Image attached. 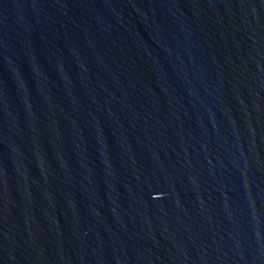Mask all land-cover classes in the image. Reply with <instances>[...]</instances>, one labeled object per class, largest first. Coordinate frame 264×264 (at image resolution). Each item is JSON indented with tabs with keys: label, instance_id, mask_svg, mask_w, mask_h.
<instances>
[{
	"label": "water",
	"instance_id": "1",
	"mask_svg": "<svg viewBox=\"0 0 264 264\" xmlns=\"http://www.w3.org/2000/svg\"><path fill=\"white\" fill-rule=\"evenodd\" d=\"M0 264H264V0H0Z\"/></svg>",
	"mask_w": 264,
	"mask_h": 264
}]
</instances>
